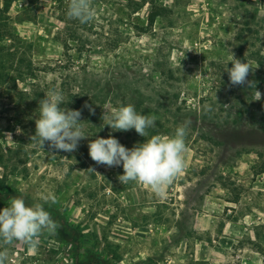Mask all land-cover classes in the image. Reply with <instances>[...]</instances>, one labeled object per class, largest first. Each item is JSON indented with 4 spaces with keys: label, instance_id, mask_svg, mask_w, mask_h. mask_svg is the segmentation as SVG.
Returning a JSON list of instances; mask_svg holds the SVG:
<instances>
[{
    "label": "rangeland",
    "instance_id": "374dc122",
    "mask_svg": "<svg viewBox=\"0 0 264 264\" xmlns=\"http://www.w3.org/2000/svg\"><path fill=\"white\" fill-rule=\"evenodd\" d=\"M69 2L0 0V210L22 197L78 233L0 243L6 264H264V0H91L83 24ZM231 52L261 100L230 86ZM50 90L81 111L73 152L32 139ZM129 104L156 117L148 136L104 125L105 106ZM185 122V169L163 194L89 156L98 137L132 149Z\"/></svg>",
    "mask_w": 264,
    "mask_h": 264
},
{
    "label": "clouds",
    "instance_id": "9594fccd",
    "mask_svg": "<svg viewBox=\"0 0 264 264\" xmlns=\"http://www.w3.org/2000/svg\"><path fill=\"white\" fill-rule=\"evenodd\" d=\"M67 15L82 24L92 21L94 12L91 0H70ZM231 57L232 67L226 69L230 86L247 84L249 88H255V82L248 80L249 74L254 71L251 63L242 62L232 52ZM261 98V92L255 88L254 100ZM63 103L61 91L50 90L45 94L39 101L40 116L35 120L32 139L37 140L43 148L47 142L50 149L73 152L79 141L87 136L82 131L81 111L60 107ZM85 107L95 114L90 105L86 104ZM104 109L102 121L114 131L135 129L140 136L146 137L147 129L155 127L156 117L138 113L134 105L105 106ZM187 128L188 122H185L176 128L173 136L152 135L132 149L126 148L111 135L108 138L98 137L88 144L89 156L99 165H122L123 175L118 177L121 183L137 182L156 194H163L185 169ZM45 200L55 203L54 197H45ZM58 227L42 204L28 206L22 197L11 198L10 206L0 210V243L5 245L20 241L29 250L35 249L42 234L55 235ZM7 260V252L0 251V264H6Z\"/></svg>",
    "mask_w": 264,
    "mask_h": 264
},
{
    "label": "trees",
    "instance_id": "16d2710c",
    "mask_svg": "<svg viewBox=\"0 0 264 264\" xmlns=\"http://www.w3.org/2000/svg\"><path fill=\"white\" fill-rule=\"evenodd\" d=\"M150 21H153V18H150ZM258 174L264 175V164L259 166ZM45 210L48 211L51 214V218L58 223V231H62V235L65 240H69V242L75 243L74 238L77 237V231L70 227L68 224H66L63 217L60 215L58 211L54 207H45ZM263 251V249H260V252ZM98 261V260H97ZM96 261V262H97ZM99 263V261H98Z\"/></svg>",
    "mask_w": 264,
    "mask_h": 264
},
{
    "label": "crops",
    "instance_id": "0c3cea01",
    "mask_svg": "<svg viewBox=\"0 0 264 264\" xmlns=\"http://www.w3.org/2000/svg\"><path fill=\"white\" fill-rule=\"evenodd\" d=\"M136 231V230H135Z\"/></svg>",
    "mask_w": 264,
    "mask_h": 264
}]
</instances>
